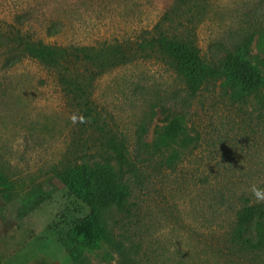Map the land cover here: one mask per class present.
<instances>
[{
  "label": "rangeland",
  "instance_id": "obj_1",
  "mask_svg": "<svg viewBox=\"0 0 264 264\" xmlns=\"http://www.w3.org/2000/svg\"><path fill=\"white\" fill-rule=\"evenodd\" d=\"M162 31L190 37L218 65L243 47L264 69V0H0V264H74L73 229L88 208L57 176L84 163L117 167L111 139L132 163L126 209L111 220L129 264H264V252L221 250L237 210L257 200L253 186L264 189V91L241 104L220 80L191 96L148 48ZM40 42L84 60L122 48L127 59L95 78L85 106L30 55ZM177 117L194 141L170 166L172 152L154 145ZM83 259L123 263L106 246Z\"/></svg>",
  "mask_w": 264,
  "mask_h": 264
},
{
  "label": "trees",
  "instance_id": "obj_2",
  "mask_svg": "<svg viewBox=\"0 0 264 264\" xmlns=\"http://www.w3.org/2000/svg\"><path fill=\"white\" fill-rule=\"evenodd\" d=\"M56 24H51V36L57 35ZM148 48L166 58L186 84L188 93L195 97L201 89L212 81H223L231 90L233 100L247 104L251 97H260L264 91V69L251 61L245 48L240 47L231 53L222 64L206 61L196 43L188 36L170 35L162 31L150 39ZM30 55L51 66V71L65 87L66 93L73 94L85 101L91 99L93 82L119 60L127 59L122 48L112 52L98 49L99 53L81 56L79 49L71 50L66 46H47L40 42L27 47ZM90 62L91 67L87 66ZM182 118L173 119L158 132L154 145L159 152L171 151L168 164L173 165L180 157L179 148H188L194 139L186 135ZM147 146V144H146ZM109 149L117 167L110 161L103 163L81 164L69 168L57 176V180L68 188L76 201L88 208V215L75 223L74 234L80 242L70 252L74 264L84 263V252L95 248L107 247L119 253L122 264H129L124 244L120 242L111 226L115 212L126 209L130 198L129 185L124 176L132 166L128 148L116 139L109 141ZM6 185L0 171V187ZM226 249L222 252L243 255H257L264 252V200L245 203L236 212L233 226L226 234ZM255 262V260H254Z\"/></svg>",
  "mask_w": 264,
  "mask_h": 264
},
{
  "label": "clouds",
  "instance_id": "obj_3",
  "mask_svg": "<svg viewBox=\"0 0 264 264\" xmlns=\"http://www.w3.org/2000/svg\"><path fill=\"white\" fill-rule=\"evenodd\" d=\"M252 192L253 195L257 198V200H264V189L253 186Z\"/></svg>",
  "mask_w": 264,
  "mask_h": 264
}]
</instances>
